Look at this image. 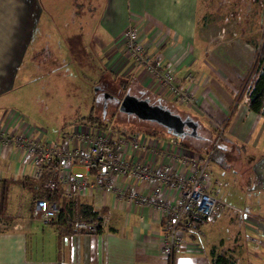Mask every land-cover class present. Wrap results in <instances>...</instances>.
<instances>
[{"label": "crops", "instance_id": "crops-1", "mask_svg": "<svg viewBox=\"0 0 264 264\" xmlns=\"http://www.w3.org/2000/svg\"><path fill=\"white\" fill-rule=\"evenodd\" d=\"M259 1L255 2L261 7ZM46 2L62 17L56 25L70 23L66 18L67 11L71 14L74 7L82 5L77 0ZM41 4V0H0V128L11 134L18 128V123L15 114L3 106L2 98L14 91L28 55L33 52L27 71H35V67L43 64L52 68L59 62L69 65L65 46L60 45L58 53L54 46H48L49 41H45L44 37L36 41L43 13ZM201 12L200 0H107L99 18L100 45L106 52V66L112 73V79L116 75H126L134 85L144 88L146 94L152 93L173 101L170 90L158 86L152 74L144 66L136 65L124 49L122 34L133 24L152 61L172 72L177 83L190 85L196 101L185 105L187 111L183 110L184 113L200 120L207 130L210 126L222 137L226 133L229 144L237 143L252 150L250 159L258 177L256 185L262 189L264 116L252 112L246 99L236 101L234 98L255 61L256 45L260 41L256 43L252 37L236 34L230 24L238 21L231 16L219 18L221 26L218 24L215 29L217 21L214 16ZM247 18L243 21L247 22ZM70 26L71 23L66 32H70ZM48 35L56 39L54 33ZM33 43H36L35 49ZM235 64L239 65L238 69L233 66ZM189 75L190 81L187 80ZM99 88L100 85L96 91L98 98ZM136 136H118L117 142L122 145L125 159L161 168L169 164L177 165L174 157L183 151L190 156L196 155L179 142L172 144L173 137L163 133L156 138L141 135L144 146L138 151L123 144L135 140ZM225 149H229V145ZM32 172L31 166L22 165L16 149L0 146V179L32 178ZM121 181L125 182L119 178L113 185L119 187ZM126 181L142 194L149 192L145 183L132 179ZM14 186L22 188L17 194L23 197H26L25 192L29 194L27 209L22 206L17 214L9 213L10 193ZM11 189L6 217H0V264H210L211 248H218L217 242L221 244L225 240L224 234H219L221 237L216 234L211 239L205 224L202 226L203 235L187 236L185 245L173 258H169L161 250L165 222L160 212L152 207L137 205L128 196L120 200L109 190L76 199L94 206L103 221L102 232L87 234L74 231L69 235H60L54 223H43L35 214L32 207L36 200L27 188L13 185ZM231 216L230 209H225L216 222ZM245 219L251 223L247 217ZM252 224H257L258 228H252L264 237V226L257 221Z\"/></svg>", "mask_w": 264, "mask_h": 264}, {"label": "rangeland", "instance_id": "rangeland-1", "mask_svg": "<svg viewBox=\"0 0 264 264\" xmlns=\"http://www.w3.org/2000/svg\"><path fill=\"white\" fill-rule=\"evenodd\" d=\"M255 1L200 0V9L202 14L207 12L206 14L214 16L217 21L214 25L215 29L219 27L218 24L221 26L218 22L219 18L223 19L225 15L231 16L238 21L230 24L233 25L232 30L235 29L236 34H242L244 37L254 38L253 41L257 43L262 34L264 0L259 1L261 7ZM106 2L107 0H77V3L83 6L74 7L71 14L67 11L66 18L70 20L71 29L70 32H66L70 23L56 25L62 17L60 18V14L55 12L46 0H41L43 13L36 41L44 37L45 41H49L48 46H54L58 53L61 49L60 45L65 46L66 62L69 65L65 66L59 62L52 68L43 64L35 67V71H27L32 63V52L26 58L22 68L24 71L19 73L14 91L2 98L3 106L8 112L11 110V113L15 114L17 122H22L27 127V133L33 138L46 143L61 144L73 134L76 124L82 122L92 111L99 115L104 113L106 116L113 113L116 117L114 120L118 119L119 123L128 121L127 115L118 113V108L123 97L122 82L125 79L130 80L128 84L130 87L133 85L132 79L126 75H116L114 79L110 77L112 73L106 66V52L100 45L102 38L99 18ZM245 17L250 20L247 18V22L243 21ZM49 33H54L56 39L49 37ZM35 44L33 43V49ZM233 66L239 68L237 64ZM27 75L29 77H26ZM99 85L97 94L100 97L104 92L105 99L97 100L96 91ZM107 94L116 98L115 105H110V101L106 100ZM177 106L182 111L186 110L183 104ZM130 123L134 124V129L141 125L145 129H160L156 125L138 121L132 116ZM129 125L122 123L117 127V131L126 132ZM143 128L142 130H145ZM209 128L210 141L186 140L194 147H202L201 150H194L196 157L205 156L207 150L211 152L209 166L211 180L213 182L219 180L226 200L239 209H247L249 215L230 209L231 217H223L216 222L220 216L214 224H206L207 235L214 239L213 236L216 234L217 236L224 234L223 243L220 244L217 240L218 249L227 251L243 264H264V253H260V251L264 252V237L252 228H258L257 224L255 226L252 224L254 221L264 226V191H262L264 187L261 189L256 185L258 177L250 159L253 155L252 150L237 143L229 144L226 133L222 137L219 131L210 126ZM113 134L115 140L118 139L119 135L114 131ZM227 145L229 149L226 150ZM21 189L19 186L11 189L9 213H19L22 206L27 209L29 194L25 192L26 197L17 194L22 191ZM246 217L251 223L247 222Z\"/></svg>", "mask_w": 264, "mask_h": 264}, {"label": "built area", "instance_id": "built-area-1", "mask_svg": "<svg viewBox=\"0 0 264 264\" xmlns=\"http://www.w3.org/2000/svg\"><path fill=\"white\" fill-rule=\"evenodd\" d=\"M121 42L136 65L144 66L156 79L158 86L170 90L174 101L183 105L195 103L190 85L177 83L172 72L156 65L148 56L138 29L133 24L124 30ZM187 80H191L190 75ZM17 123L18 128L12 134L0 128V146L16 149L22 165L33 168L34 180L39 182L45 167L51 165L54 179L43 184L45 189L53 190L58 184H64V194L70 199L109 190L120 200L128 196L137 205L156 209L165 222L161 250L169 258H173L185 245L187 236L203 235L202 227L196 226L197 222L213 223L225 209L249 215L247 209H239L226 201L219 180H211V154L196 157L183 151L174 157L177 165L158 168L151 163L125 159L122 145L113 137L111 128L103 130L77 126L73 134L60 144L33 138L22 122ZM141 135L137 134L135 140L123 144L138 151L144 146ZM177 142L173 138L172 144L177 145ZM119 178L125 182L121 181L122 184L116 187L113 184ZM126 179L145 183L149 192L142 194L132 188ZM129 190L132 191L129 193ZM61 207L59 200L38 198L34 212L43 223L49 224L58 216ZM74 231L95 234L97 228L91 223L80 221L75 224Z\"/></svg>", "mask_w": 264, "mask_h": 264}, {"label": "trees", "instance_id": "trees-1", "mask_svg": "<svg viewBox=\"0 0 264 264\" xmlns=\"http://www.w3.org/2000/svg\"><path fill=\"white\" fill-rule=\"evenodd\" d=\"M130 80L125 79L122 82V89L125 90L128 87ZM133 86L134 85L133 82ZM141 87V86H139ZM144 91L145 89L141 87ZM146 92V91H145ZM150 93V92H148ZM144 97H149L150 100L154 103H161L171 109H179L177 106V102L170 101L167 99H163L158 95H150L145 94ZM235 100L246 99L249 109L258 114L264 116V16L262 21V34L261 40L256 45V58L243 78L238 92L234 96ZM119 113V112H118ZM120 115V114H119ZM113 113L110 116H106L104 113L100 115L92 111L90 115H88L82 122L76 125H85L96 127L97 129L107 130L111 128L114 132H116L122 138H130L134 134H144L151 138H156L159 133L167 134L163 129H145L143 126L134 129V124L129 121L120 122L116 119ZM139 121V120H138ZM122 123L130 124L126 132H118L117 127H119ZM140 125V124H139ZM145 129V130H142ZM130 129V130H129ZM170 136V135H169ZM173 137V136H172ZM175 138V137H173ZM181 146L185 149L194 151L201 150L202 147L197 148L191 145L186 139L180 140L175 138ZM194 151L193 153H195ZM210 151H206L205 156L210 155ZM202 157V155H201ZM212 157V155H211ZM54 172L52 171L51 165H47L44 169V173L41 177V180L38 182L33 178L24 177L21 179H14L12 177L9 178H1L0 179V217L5 218L7 213L8 206V196L10 189L13 185H21L27 188L31 193L33 200H37L38 198L45 199H56L61 201L62 207L59 211L58 216L52 221V223L57 226L60 235H69L74 232V226L77 222L84 221L87 223H91L96 226L97 233L102 232L103 230V221L100 218V214L94 209L92 204L79 201L76 199H70L65 196V187L63 184H58L57 187L53 190L45 189L43 184L49 182L54 179ZM228 202V201H227ZM34 210V206L32 207ZM207 224L205 221L197 222L196 226L202 227ZM209 262L210 264H243L238 258L230 255L227 251L219 250L217 247L211 248L209 252Z\"/></svg>", "mask_w": 264, "mask_h": 264}, {"label": "water", "instance_id": "water-1", "mask_svg": "<svg viewBox=\"0 0 264 264\" xmlns=\"http://www.w3.org/2000/svg\"><path fill=\"white\" fill-rule=\"evenodd\" d=\"M118 112L135 117L141 122L156 125L180 140L188 137H192L193 140L202 138L199 134L203 128L200 120L180 109H171L164 104L154 103L149 97H139L127 91L119 104Z\"/></svg>", "mask_w": 264, "mask_h": 264}, {"label": "flooded vegetation", "instance_id": "flooded-vegetation-1", "mask_svg": "<svg viewBox=\"0 0 264 264\" xmlns=\"http://www.w3.org/2000/svg\"><path fill=\"white\" fill-rule=\"evenodd\" d=\"M122 91H123V96L125 95V93L127 91H129L131 94H134V95L139 96V97H143L146 94V93H144L145 91H143L142 89H140L138 86H132V85L130 87L128 86L125 89V92H124V90H122ZM107 95L108 96H106V100H109L110 101V105H115L117 103L116 102V98L114 96L109 95V94H107ZM104 97H105V93L102 92V95L97 100H99V99H105ZM111 99H115V101L112 102ZM103 108H104V106H103ZM123 115H125V114H123ZM130 119H131V116H127V119L126 120L129 121ZM199 134L201 135L202 138H200V139H197L196 138V140L198 142L210 141L211 135L209 133V130H207V129H205L203 127V128L200 129ZM188 139H193V138L192 137H188Z\"/></svg>", "mask_w": 264, "mask_h": 264}]
</instances>
